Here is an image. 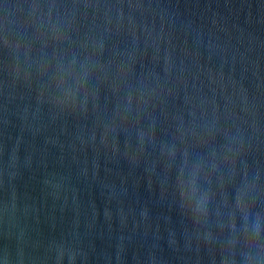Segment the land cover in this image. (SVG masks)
Returning <instances> with one entry per match:
<instances>
[{
    "label": "water",
    "instance_id": "obj_1",
    "mask_svg": "<svg viewBox=\"0 0 264 264\" xmlns=\"http://www.w3.org/2000/svg\"><path fill=\"white\" fill-rule=\"evenodd\" d=\"M0 264H264V0H0Z\"/></svg>",
    "mask_w": 264,
    "mask_h": 264
}]
</instances>
